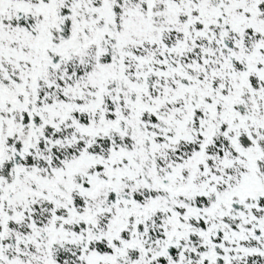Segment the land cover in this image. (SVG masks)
Listing matches in <instances>:
<instances>
[{
	"label": "snow or ice",
	"instance_id": "1",
	"mask_svg": "<svg viewBox=\"0 0 264 264\" xmlns=\"http://www.w3.org/2000/svg\"><path fill=\"white\" fill-rule=\"evenodd\" d=\"M0 264H264V0H0Z\"/></svg>",
	"mask_w": 264,
	"mask_h": 264
}]
</instances>
